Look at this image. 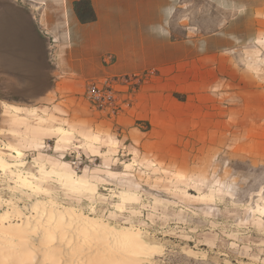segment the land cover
<instances>
[{"label":"rangeland","instance_id":"obj_1","mask_svg":"<svg viewBox=\"0 0 264 264\" xmlns=\"http://www.w3.org/2000/svg\"><path fill=\"white\" fill-rule=\"evenodd\" d=\"M72 27L42 31L53 69ZM131 27L84 23L86 80L51 76L37 95L3 77L0 156L23 165L0 170V214L58 203L136 228L158 248L141 264H264V0H162L145 57L120 39ZM135 74L116 116L85 96L93 80Z\"/></svg>","mask_w":264,"mask_h":264},{"label":"crops","instance_id":"obj_2","mask_svg":"<svg viewBox=\"0 0 264 264\" xmlns=\"http://www.w3.org/2000/svg\"><path fill=\"white\" fill-rule=\"evenodd\" d=\"M19 0H0V82L9 78L10 85L3 87L27 88L40 94L47 88L49 77L70 82L86 80L93 72L88 71L87 56L82 53L85 36L74 3L80 0H26L29 8L22 10L11 6ZM24 0H21V2ZM166 2L167 0H163ZM96 21L102 15L109 16L112 23L130 25V35L120 37L135 41L132 49L135 56L148 55L150 40L148 26L152 22V8L162 5V0H90ZM9 5L11 10H9ZM72 25L65 36L73 38L74 48L66 55L58 54L56 68L48 58L49 44L43 32L46 26ZM110 39V38H109ZM108 39V40H109ZM60 40H56L58 49ZM69 46V45H68ZM100 56V53L96 56ZM98 67L94 71H97ZM59 80V81H60Z\"/></svg>","mask_w":264,"mask_h":264},{"label":"bare ground","instance_id":"obj_3","mask_svg":"<svg viewBox=\"0 0 264 264\" xmlns=\"http://www.w3.org/2000/svg\"><path fill=\"white\" fill-rule=\"evenodd\" d=\"M8 149L21 158V151ZM19 163L0 156L3 172L23 165ZM18 173L24 184L40 188L30 180L33 174ZM32 234L42 245L31 240ZM157 250L136 228L119 229L58 203L34 207L31 215L14 209L0 214V264H141Z\"/></svg>","mask_w":264,"mask_h":264},{"label":"built area","instance_id":"obj_4","mask_svg":"<svg viewBox=\"0 0 264 264\" xmlns=\"http://www.w3.org/2000/svg\"><path fill=\"white\" fill-rule=\"evenodd\" d=\"M113 60L114 57L109 55L103 59V62L108 66L113 63ZM149 73L146 72L144 77H147ZM142 78L143 76L135 74L133 76L118 75L96 79L86 85L85 96L94 109L109 116H116L123 110L124 106L129 104V102L123 103L120 98V94L122 93L120 90L121 85L132 79L135 83H138ZM130 96L127 98V101L131 100ZM22 157L23 154L18 159H22ZM24 163L26 164L27 162Z\"/></svg>","mask_w":264,"mask_h":264},{"label":"trees","instance_id":"obj_5","mask_svg":"<svg viewBox=\"0 0 264 264\" xmlns=\"http://www.w3.org/2000/svg\"><path fill=\"white\" fill-rule=\"evenodd\" d=\"M74 11L82 24L96 21V14L90 0L75 2Z\"/></svg>","mask_w":264,"mask_h":264}]
</instances>
